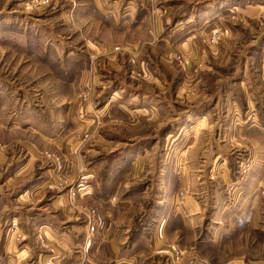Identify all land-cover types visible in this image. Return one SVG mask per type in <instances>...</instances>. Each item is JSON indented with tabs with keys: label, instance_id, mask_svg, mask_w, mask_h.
<instances>
[{
	"label": "rangeland",
	"instance_id": "rangeland-1",
	"mask_svg": "<svg viewBox=\"0 0 264 264\" xmlns=\"http://www.w3.org/2000/svg\"><path fill=\"white\" fill-rule=\"evenodd\" d=\"M107 198L183 264H264V0H0V264Z\"/></svg>",
	"mask_w": 264,
	"mask_h": 264
},
{
	"label": "crops",
	"instance_id": "crops-1",
	"mask_svg": "<svg viewBox=\"0 0 264 264\" xmlns=\"http://www.w3.org/2000/svg\"><path fill=\"white\" fill-rule=\"evenodd\" d=\"M83 11L85 12V10ZM87 61L89 62V59ZM90 68L91 64L90 67L85 65L81 71L85 75L87 73L90 74ZM137 110H141V108ZM97 210L103 220V225L98 228L100 231L98 230V234L93 236L92 239L89 241L83 239V245L79 243L80 239L76 240V237H69L70 231H74L73 229H64L62 227V223L68 221L67 215L63 214V217L56 220V227L50 228L49 226H44L42 230L38 231L32 244L26 245L28 247H24V249L18 251L17 256L19 255V257L16 259L18 261L26 259L24 263L28 264L29 260L27 258L29 256L31 258V256L39 251L34 242H37V234L43 231L50 246L49 251L45 250L47 252L46 257L49 259L48 264H183V260L177 261L172 258L173 251L171 249V247H174L175 249L185 251L186 249L182 247L181 243H175V240L166 239L163 244L155 245L151 244V242L149 243V238L132 234L133 230H136L134 223L144 213L140 202H137L135 199H119L116 203H111L107 198L97 204ZM169 215L167 213L164 224ZM169 220L173 221L174 219L170 218ZM81 229L86 231L87 226L84 225ZM81 229L76 232V235H79ZM178 229L176 226L175 229L169 230L170 232L173 231L175 238L179 235L181 236V233L177 231ZM142 238L147 239L149 244L144 243L140 246L139 242ZM80 246H82L81 249ZM42 255L44 254L42 253ZM116 258H120L119 262H116ZM43 261L46 260L44 259ZM11 263V261H7L5 264ZM37 263L43 262L37 261Z\"/></svg>",
	"mask_w": 264,
	"mask_h": 264
}]
</instances>
